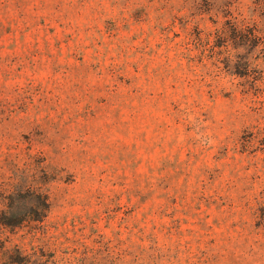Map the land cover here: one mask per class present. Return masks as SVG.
<instances>
[{"label":"rangeland","instance_id":"obj_1","mask_svg":"<svg viewBox=\"0 0 264 264\" xmlns=\"http://www.w3.org/2000/svg\"><path fill=\"white\" fill-rule=\"evenodd\" d=\"M0 264H264V0H0Z\"/></svg>","mask_w":264,"mask_h":264},{"label":"trees","instance_id":"obj_2","mask_svg":"<svg viewBox=\"0 0 264 264\" xmlns=\"http://www.w3.org/2000/svg\"><path fill=\"white\" fill-rule=\"evenodd\" d=\"M257 37L256 35L252 34L251 37H250V41L252 40H255ZM31 191V190H30ZM33 192V191H31ZM37 198H38V201H39V204L41 205L42 208V213H44V211L47 209V207L49 206L48 204V201H47V196L45 194H41V193H37ZM44 216V215H43ZM8 225H17V224H13L12 222H8L7 223Z\"/></svg>","mask_w":264,"mask_h":264}]
</instances>
